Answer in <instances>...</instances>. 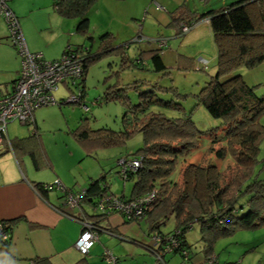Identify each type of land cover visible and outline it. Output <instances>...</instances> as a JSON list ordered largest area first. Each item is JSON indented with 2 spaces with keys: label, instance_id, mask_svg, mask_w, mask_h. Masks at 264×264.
Wrapping results in <instances>:
<instances>
[{
  "label": "trees",
  "instance_id": "trees-1",
  "mask_svg": "<svg viewBox=\"0 0 264 264\" xmlns=\"http://www.w3.org/2000/svg\"><path fill=\"white\" fill-rule=\"evenodd\" d=\"M95 1L54 0L53 8L62 18L79 20L76 33L93 41L88 37L87 14ZM182 8L170 13L172 23L178 26L182 21L206 20L217 53L216 72L193 96L196 104L189 112L182 105L187 96L179 94L177 89L142 80L123 84L119 77L125 70L152 71L160 77L168 75L162 58L165 48L142 50L129 57L124 52L128 45L112 47L114 37L106 33L99 37L96 53L92 54L90 47L73 48L71 45L63 51V54L68 50L81 54L79 86L83 104V81L89 66L109 54L119 55L117 79L105 88L103 100L117 102L126 110L121 118V130L92 129L89 118H84L70 134L88 156L97 150L122 147L141 136L142 146L119 157L115 163L118 176L124 182H132L130 196L113 195L105 175L91 180L88 187L79 192L63 185L51 190L46 187L48 184H34L33 187L41 197L48 192H60L65 205L69 196L79 197L74 210H79L81 216L72 214L69 217L79 221L81 226L85 220L90 222L98 238L102 231L114 235L115 231L101 225V221L118 213L126 223L146 221L147 236L156 235L162 239L157 246L154 242L153 245L141 244L154 259L161 255L166 264V257H176L180 264H190L195 251L200 249L203 264H219L215 247L220 240L238 231L264 227V180L255 178L256 167L264 166L259 159V146L264 137V125L260 123L264 95H257L256 87L247 85L240 75L231 76L239 69L252 70L264 64V0H238L204 14L182 11ZM16 19L19 22L17 16ZM130 94L136 96L135 103ZM168 94L172 96L170 99L162 98ZM198 106H202L212 119L220 121V125L200 130L192 120ZM34 127L30 137L10 141L16 158L29 154L34 160L33 154L40 147ZM204 143L210 145L203 160L198 164L186 163V157L202 148ZM134 160L140 162L138 169H126L123 173V165ZM222 163L224 166L220 167ZM150 195L153 200L146 203L144 200ZM109 197L111 202L131 206L129 212L101 210ZM17 222L18 219L0 222L8 239ZM170 225V231H161ZM193 230L197 239L192 244L188 236ZM7 244L8 240L0 242V249H6ZM165 247H169L170 252L161 254ZM46 262L37 260L36 264H50ZM76 264L88 262L83 258ZM260 264H264V255Z\"/></svg>",
  "mask_w": 264,
  "mask_h": 264
},
{
  "label": "rangeland",
  "instance_id": "rangeland-1",
  "mask_svg": "<svg viewBox=\"0 0 264 264\" xmlns=\"http://www.w3.org/2000/svg\"><path fill=\"white\" fill-rule=\"evenodd\" d=\"M141 1L96 0L88 11L90 13L88 34L93 37V41L76 33L74 19H65L56 13L53 8L54 0H13L12 6L18 12L21 32L23 35L25 34L26 38L31 36V39L45 49L46 59H49L48 56L59 59L67 44L73 48L84 44V48L90 47L92 54L96 53L99 47V36L104 31L112 33L114 37L112 47L128 45L124 52L129 57H133L144 48H159L156 42L159 38L168 39V46L162 51L168 75L160 77L161 75L152 71L125 70L119 72V77L123 84L142 80L158 82L162 87H173L179 94L187 96L182 105L186 112H189L196 104V99L193 96L216 72V48L209 28L205 25L195 27L196 29L185 35L176 36L175 33L177 34L178 31L180 33L179 25L185 22H180L178 29L174 23L169 25L172 19L168 11L174 10L176 5L183 4L182 11H192V13L194 11V13L202 14L205 10H218L224 4L229 5L238 0H149L148 9L142 7ZM156 3L161 7H157ZM25 12H27V19L22 21ZM160 15L162 17H159ZM164 20L167 22L164 23ZM118 64L119 55L109 54L89 66L84 85V101L85 105L89 107V112L84 113L81 105L74 103L62 104L59 107H43L35 111L34 118L44 124L41 125L42 130L38 134L42 137V142L47 145L48 151L52 153L56 170L61 177L60 183L66 187L76 184L75 190L78 191L86 186L89 177L95 179L102 173L107 177L114 194L129 195L132 182H124L118 176L115 163L119 157H125L126 154H131L142 146L141 136L134 137L122 147L97 150L88 156L70 135L66 126L68 123L70 129H73L80 119L89 118L92 129L121 130V118L126 110L117 102L103 100L105 88L117 79L118 75L115 72L119 70ZM235 75H240L247 85L255 86L257 95H264V64L252 70L239 69L231 76ZM70 94V91L61 86L55 96L60 101L65 100ZM130 96L135 103L136 96L134 94H130ZM171 97L169 94L162 96L166 100ZM192 120L200 130L204 131L220 125V121L212 119L202 106L196 107L192 114ZM260 123L264 125V114L260 117ZM32 130L31 126L27 127L17 122H11L7 126V137L9 140L24 138L30 135ZM209 145V143H204L202 148L188 155L186 163H200ZM4 148L7 153L1 158H5L4 160L12 158V162H14L15 158L8 145L6 144ZM259 159L264 163V137L259 146ZM3 166L7 167L9 164L4 163ZM222 166L224 163L220 165V167ZM255 178L264 180V166L256 167ZM101 225L116 228L117 235L107 236L108 231H102L99 242L96 241L89 251L90 264H105L99 259L104 247L114 257L119 258L118 264H150L153 261L152 256L141 245H153L152 238L147 236L148 224L146 221L126 223L120 214L113 213L104 217ZM171 228L170 225L167 228H162L161 231L167 233ZM196 238V231L193 230L188 239L193 244ZM227 247H231L237 252V255L242 250L245 251L244 253L249 252L246 248L254 247L255 250L246 254L248 257L243 264L249 262L258 264L260 256L264 254V227L256 230L238 231L231 237L220 240L216 244L215 251L223 257ZM166 260L169 258L166 257Z\"/></svg>",
  "mask_w": 264,
  "mask_h": 264
},
{
  "label": "crops",
  "instance_id": "crops-1",
  "mask_svg": "<svg viewBox=\"0 0 264 264\" xmlns=\"http://www.w3.org/2000/svg\"><path fill=\"white\" fill-rule=\"evenodd\" d=\"M148 1L149 0H142L140 2L143 8H147ZM12 2L13 0L10 3V8L17 16L18 12L14 10ZM131 4L134 3L131 2ZM182 5L183 4L176 5L177 7L170 12L168 11V13L170 14L174 12L175 10H177V8H181ZM157 7L161 6L157 4ZM209 11L205 10L202 14ZM89 15L90 13L87 14L88 21L90 20ZM159 17H162V15H160ZM18 19L20 18L18 17ZM25 19H27V12H25L22 16V21H25ZM74 20V28L76 29V25L79 20ZM166 22L167 21L164 20V23ZM171 24L172 21L169 22V25ZM203 25L209 28L206 20L197 23L196 28ZM176 27L178 29V26ZM106 33H110V31H104L102 35ZM110 34L112 35V33ZM175 35L180 36L179 31L177 34L175 33ZM7 37L8 30L4 21L1 19L0 97L11 92L13 85L18 78L20 70V59L15 49L8 43ZM23 37L30 52L41 54L47 61L56 60L53 59L56 58L54 56H48L47 58H49L50 60L46 59V56L44 55L46 54L44 52L45 49L42 48V46H40L33 39H31V36L26 38L24 34ZM88 37L93 39V37L89 34ZM83 45L81 44L78 46L83 47ZM144 50L152 49L144 48ZM63 51L61 53V56L63 54ZM83 82L85 85V79ZM62 86H64L71 93H75L76 91L75 89L71 91L69 85L67 86L66 84H64ZM54 97L56 98L55 94ZM41 125L44 124L34 118V128L38 135V142L40 143V147L37 148L33 154L34 160L29 154H20L16 158L12 152V149H10L13 157L15 158L14 162H12V158H7L6 160H4L5 158H1L4 154L7 153L6 148H4L5 146L0 152V222L18 219V222L13 226L9 234L10 237L8 239L6 249H0V264H36L37 260H46L50 264H76L83 258L87 260L88 264H90V253H88L87 255H82L78 253V251L74 247V244L79 237L82 226L79 221L72 219L71 217H69V215L74 214L77 216H81L79 210H71L67 205H65L63 203V200L61 199L60 192H48L45 196L41 197L33 187L34 184H51L56 180L61 182V177L56 170L53 155L48 151L47 145L42 142V137L38 134V132L42 130ZM77 125L78 123L73 126V129H70V125L66 123L68 132L70 133L71 131H73L77 127ZM32 134L33 130L31 134L27 135L26 137H30ZM4 163L9 164V166H3ZM102 175L103 174L101 173L100 176ZM100 176L98 178H100ZM95 179L89 177L87 179L86 186L83 189H78V191L75 190L76 184L67 187L62 183L61 184L66 188L73 189L76 192H79L85 190L88 187L89 182ZM131 189L128 196H130ZM111 193L117 197H128L124 193H122L121 195H116L112 191ZM110 229H113L117 232L116 228L111 227ZM116 232L113 234L117 235ZM107 236L112 237L113 235L107 234ZM99 240L100 235L97 242H99ZM246 249L249 252L244 253L245 251L242 250L240 254L237 255V252H235L231 247H227L224 250L225 252L223 251V257L219 256L216 251L215 252L217 253L219 264H243L246 257H248L246 254L255 250V248L252 250L250 247ZM105 250L109 251L104 247L103 252L99 255V259L102 262ZM149 255L152 256L151 254ZM263 255L260 256L257 262L258 264H260ZM152 258L153 261L150 264H152L155 260L153 256ZM166 264H180V260L176 257H172L167 261ZM190 264H203V256L200 253V249L198 251H195L194 257ZM248 264L255 263L249 262Z\"/></svg>",
  "mask_w": 264,
  "mask_h": 264
},
{
  "label": "built area",
  "instance_id": "built-area-1",
  "mask_svg": "<svg viewBox=\"0 0 264 264\" xmlns=\"http://www.w3.org/2000/svg\"><path fill=\"white\" fill-rule=\"evenodd\" d=\"M12 0H0V19H2L8 30V43L15 49L20 59V70L17 80L9 94L0 97V152L10 141L7 137V126L11 122H17L23 126H34V113L37 109L48 106H61L62 104H79L84 112H89V107L81 103V88L79 86L82 75L81 54L68 50L59 59L47 61L39 53H32L28 50L20 25L15 14L10 8ZM197 23H181L179 25L180 35L189 33L196 27ZM159 48H166L167 40L158 39ZM66 84L69 88L75 89L65 100L58 101L54 94ZM140 162L137 160L127 162L123 165V173L126 169H138ZM49 185V186H48ZM46 187L60 189L62 184L56 180ZM79 197H68L67 206L72 210L78 206ZM153 195L145 198V202H152ZM107 205L101 206V210L114 211L122 210L129 212L131 206H124L118 201L111 202V197L106 199ZM139 215L138 209L136 210ZM82 230L74 244L75 249L82 255H87L94 243L98 240L94 233L93 225L88 221L82 222ZM8 237L0 225V242L7 241ZM155 246L160 244L162 239L154 235L152 237ZM174 243H172L173 246ZM169 247H165L161 253H167ZM161 255H156L152 264H164ZM105 264H118L117 258L111 252L105 250L103 254Z\"/></svg>",
  "mask_w": 264,
  "mask_h": 264
}]
</instances>
